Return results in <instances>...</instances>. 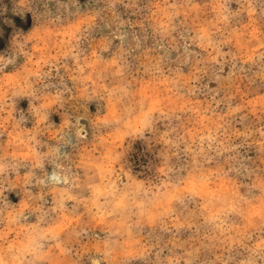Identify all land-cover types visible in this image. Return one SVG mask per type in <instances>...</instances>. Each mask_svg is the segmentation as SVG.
I'll use <instances>...</instances> for the list:
<instances>
[{
  "label": "rangeland",
  "instance_id": "1",
  "mask_svg": "<svg viewBox=\"0 0 264 264\" xmlns=\"http://www.w3.org/2000/svg\"><path fill=\"white\" fill-rule=\"evenodd\" d=\"M0 264H264V0H0Z\"/></svg>",
  "mask_w": 264,
  "mask_h": 264
},
{
  "label": "clouds",
  "instance_id": "2",
  "mask_svg": "<svg viewBox=\"0 0 264 264\" xmlns=\"http://www.w3.org/2000/svg\"><path fill=\"white\" fill-rule=\"evenodd\" d=\"M43 241L44 235L38 230H34L22 246L20 250L21 254H31L33 256H38L43 250Z\"/></svg>",
  "mask_w": 264,
  "mask_h": 264
}]
</instances>
